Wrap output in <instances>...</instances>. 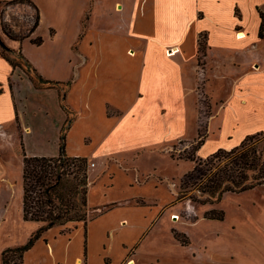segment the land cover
<instances>
[{"label":"rangeland","instance_id":"obj_1","mask_svg":"<svg viewBox=\"0 0 264 264\" xmlns=\"http://www.w3.org/2000/svg\"><path fill=\"white\" fill-rule=\"evenodd\" d=\"M36 1L44 23L41 33H36L34 38L42 39L43 43L37 46L32 42L35 39H27L12 42L13 49L45 79L72 84L68 97L79 121L70 137L68 153L88 159L90 217L100 213L97 207L105 211L110 203L141 194L146 201L141 198L136 202L150 205L144 211L116 209L104 217L106 219H101L114 222L116 216L125 212L128 215L140 212L147 220L157 218L133 256L135 264H264V187L240 194H225L216 205L200 206L179 199L181 180L193 170L195 163L178 158L191 155L192 147L199 139L207 140L210 117L221 110L220 103L224 104L232 97L234 88L231 86L238 79L237 75L229 72L217 79L214 67L202 54L195 69L196 54L188 53L180 56L184 74L179 79H171L168 73L173 71L171 68L177 57L155 60L148 55L151 46L141 20L145 15L141 13V19L137 18L136 11L141 0H93L91 6L89 0ZM10 9L8 5L0 4V16L4 17L2 12ZM86 13L88 34L80 47L81 56L68 48L70 36L80 24L78 20L87 16ZM8 14L4 18L11 19L9 24L21 35L33 21L27 13ZM166 26L153 25L150 35L159 36L169 29ZM85 41L92 45H85ZM128 50L129 57L124 61L111 60L120 51L126 53ZM123 65L136 70L129 80L134 86L130 85L124 96L127 107L123 114L112 107L105 106L103 110L101 100L116 98L113 87L107 85L108 71ZM160 70L168 74V79L166 76L164 80H157L155 75ZM24 85L18 86L21 99L27 94ZM28 97L27 111L22 117L33 131V139L27 141L28 149L25 147L23 151L21 141L4 140V135L0 140L3 145L0 146V249L24 245L23 235L38 226L23 218V154L33 157L29 153L35 152L39 144L43 145L41 135L52 139L58 123L63 121L59 123L62 131L67 121L63 118L61 105L55 107L53 98L42 96L37 99L31 94ZM17 128L21 136V130ZM246 131L243 128L240 135L236 130L230 131L222 139L216 135L203 150L202 158L216 153L217 145L231 150L247 135L255 134ZM5 145L8 148L5 149ZM46 153L47 158L59 157L60 148L52 145ZM198 154L196 158H199ZM91 162L97 167L90 168ZM115 205L119 203L107 208ZM211 210H222L224 220L206 219L205 213ZM104 221H98L97 229ZM174 230L186 234L190 246H182L174 238ZM117 238L112 239L113 243L118 241ZM68 243L67 238L58 239L53 246L40 243L28 255L26 264H59L70 254ZM82 246L81 234L72 239V249L82 250ZM118 247H114L117 263L121 260L118 259Z\"/></svg>","mask_w":264,"mask_h":264},{"label":"crops","instance_id":"obj_2","mask_svg":"<svg viewBox=\"0 0 264 264\" xmlns=\"http://www.w3.org/2000/svg\"><path fill=\"white\" fill-rule=\"evenodd\" d=\"M12 1L14 0H0V4H7ZM31 1L38 7L36 0ZM89 1V6H91L94 1ZM11 11L27 13L28 9L25 7H16L8 10L7 15ZM136 11L138 13L137 18L141 19V13L145 15L141 20L145 24L143 27L146 30V36H148L149 45L151 46L148 52L150 58L158 60V58L162 59L168 56H172V58L177 57L176 62L171 68L173 71L168 73L171 79H179L184 74V65L180 56L183 57L188 53L196 54L195 69L197 59L202 54L208 60L209 64H212V67H214L213 71L216 72L215 77L217 79L225 77L226 74H230L229 72L237 75L238 79L231 86L234 88L232 97L227 99L224 104L220 103L222 105L221 110L210 117L208 123L209 136H207V140L205 139V143L198 151L200 159H204L202 158L203 150L216 135L218 136L216 138L222 139L226 137L227 133L230 131L234 132L235 130L240 135L243 128L245 130L247 129L246 132L250 130L251 133L255 134L264 133V31L261 36V26L264 22V0H141V4L137 6ZM148 13L149 16L147 17ZM41 19V26L39 25L29 39H35V34L41 33L39 31L41 27L43 29L44 18ZM87 19L88 14L83 18L81 16L78 20L80 24L77 25V29L70 36L69 51L72 48L78 54H81V44L88 34L85 24V20ZM152 24L163 25L166 28V25H168L169 29L159 33L157 37H152L150 35V30H153L151 29ZM81 26L83 30H81ZM239 32L243 33L245 37L238 38ZM0 37L9 48H15L12 42L15 43L17 41L10 40L3 33L2 23L0 26ZM202 39H204L205 49L201 50L200 42ZM84 44L92 45L89 41H85ZM129 54V50L126 53L120 51L116 56H112L111 60L124 61L129 57ZM131 54L134 55V52H131ZM162 71L160 70L155 75L157 80H164L168 75ZM135 72L136 70L132 71L128 66L125 68L124 65L118 67L117 70L112 68L108 71L107 76L110 78L107 80V85L110 88L113 87L112 93L116 94V98L108 99L106 97L104 100H101L103 102H100V105L102 104L101 108L103 110L107 106L118 110V112L121 111V114H123V110L127 107L124 96L129 92L130 85L132 87L134 86L129 80L130 76ZM21 83L26 85H24L27 90L25 99H21V94L18 91V86ZM53 91L56 90L37 89L30 77L22 69L13 68L0 53V140L4 135V140H9L11 143L12 141H21V145H19L20 147L23 145V151L25 147L28 149L27 141L29 138L30 141L33 139V137L31 138L33 131L30 125L26 124L24 119H22L25 111H27L26 103L29 98L28 94L36 95L37 99L42 96L51 97L55 101V107L58 108L60 106L59 94L57 91L56 94H52L54 93ZM68 94L66 103L68 104L69 102L68 106L73 112H76L75 107L70 103L71 98L68 97ZM41 108H43V105ZM62 113L63 118L67 119L66 113L64 111ZM46 114L49 115L48 111ZM78 121L79 115L77 114L73 125L67 133L66 152L69 156H71L68 153L70 137ZM59 123L58 129L54 130L55 134L52 139L44 138L41 135L43 145L39 144L37 148L35 147L36 151L29 153L30 156L45 157L47 155L46 151L48 152V149L52 145L53 147L60 148L61 125ZM214 124H216L215 128L212 127ZM17 127L21 130V136L19 135ZM52 142L53 144L51 145ZM238 145L233 146L232 149ZM0 146L2 147L3 145ZM6 148L8 147L5 145ZM220 149H224V147L217 145L215 151ZM90 164H94L90 168L97 167L93 162ZM129 184L134 185L133 182ZM139 184H141V181H139ZM141 198L145 199L141 194H138L133 195L132 199L126 201L110 203L106 205L105 211H102V207H97L100 213L96 217H90L88 224L86 226H80L75 230L74 232L76 233L72 237H70L71 235L61 234V229L59 228L51 229L25 255V264L30 252L40 243H45L46 246H53V242L58 243V239L65 238L69 240L67 248L70 247V254L59 264H128L130 260L135 261L133 256L136 255L135 252L140 247L141 240L153 228L152 226L157 218L147 220L145 217H141L140 212L137 215H128L125 212L120 216H116L114 222L104 221L106 219L104 217L116 209L131 210L135 208L141 210V212L144 211L150 205L137 203L136 201L141 200ZM118 203L119 205H115L109 209L107 208L109 205ZM133 205L136 206L133 207ZM102 218L104 219L101 220ZM98 221H104L100 229L96 227ZM2 222L4 223V220ZM37 224L38 226L34 231L23 235L22 240H25L24 242L27 243L31 235L43 226L41 223ZM80 234L83 238L82 250H78L77 247L72 249V239H76V236H80ZM124 235L126 237H123ZM113 238H117L118 241L113 243ZM115 246H119L118 259L121 260L118 263L114 257ZM6 249L8 247H1L0 249V264H2L1 255ZM96 249L98 251H94Z\"/></svg>","mask_w":264,"mask_h":264},{"label":"trees","instance_id":"obj_3","mask_svg":"<svg viewBox=\"0 0 264 264\" xmlns=\"http://www.w3.org/2000/svg\"><path fill=\"white\" fill-rule=\"evenodd\" d=\"M6 5L11 9L27 8L26 15L32 17L33 21L21 35L9 24L11 19H5L7 11H3L5 18L0 16L3 33L12 41L29 39L40 25L38 7L31 0H14ZM263 31L264 22L261 36ZM32 42L40 46L43 40L37 38ZM200 49H205L204 39L200 42ZM0 53L13 68L22 69L37 89H56L60 105L67 114V121L61 131L59 157H27L23 154V218L24 221L41 223L43 226L31 235L25 245L3 251L1 259L2 264H25V255L51 229L59 228L61 234L71 235L80 226L88 224V159L72 157L66 152L67 132L76 117L66 103L71 83L66 85L45 79L20 52L9 48L1 37ZM204 143L203 138L199 139L192 147L191 155L178 158L195 163L193 170L181 180L180 200H190L200 206L216 205L225 194H240L264 187V133L248 135L231 150L220 149L206 159L196 158V153ZM172 158H175L173 154ZM205 218L223 221L225 213L222 210H211L205 213ZM173 235L182 246H190L186 234L174 230Z\"/></svg>","mask_w":264,"mask_h":264},{"label":"bare ground","instance_id":"obj_4","mask_svg":"<svg viewBox=\"0 0 264 264\" xmlns=\"http://www.w3.org/2000/svg\"><path fill=\"white\" fill-rule=\"evenodd\" d=\"M244 37H245V35H244L243 33H241V32L238 33V38H244ZM175 216H177V215H175ZM178 218H179V217H178ZM128 264H135V261L130 260V261L128 262Z\"/></svg>","mask_w":264,"mask_h":264},{"label":"built area","instance_id":"obj_5","mask_svg":"<svg viewBox=\"0 0 264 264\" xmlns=\"http://www.w3.org/2000/svg\"><path fill=\"white\" fill-rule=\"evenodd\" d=\"M94 166V164H92V167Z\"/></svg>","mask_w":264,"mask_h":264},{"label":"water","instance_id":"obj_6","mask_svg":"<svg viewBox=\"0 0 264 264\" xmlns=\"http://www.w3.org/2000/svg\"><path fill=\"white\" fill-rule=\"evenodd\" d=\"M175 219H177V218H175Z\"/></svg>","mask_w":264,"mask_h":264}]
</instances>
